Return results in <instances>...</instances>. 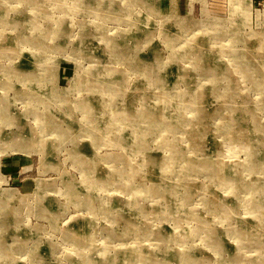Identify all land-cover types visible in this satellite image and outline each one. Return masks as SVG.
<instances>
[{"label":"rangeland","instance_id":"obj_1","mask_svg":"<svg viewBox=\"0 0 264 264\" xmlns=\"http://www.w3.org/2000/svg\"><path fill=\"white\" fill-rule=\"evenodd\" d=\"M0 264H264V0H0Z\"/></svg>","mask_w":264,"mask_h":264},{"label":"bare ground","instance_id":"obj_2","mask_svg":"<svg viewBox=\"0 0 264 264\" xmlns=\"http://www.w3.org/2000/svg\"><path fill=\"white\" fill-rule=\"evenodd\" d=\"M257 239V238H256ZM166 258V257H165Z\"/></svg>","mask_w":264,"mask_h":264}]
</instances>
